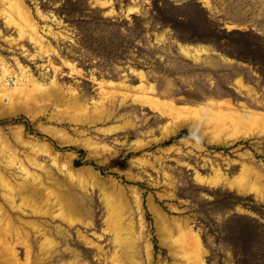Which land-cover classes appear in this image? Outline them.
I'll return each mask as SVG.
<instances>
[{"label": "rangeland", "instance_id": "obj_1", "mask_svg": "<svg viewBox=\"0 0 264 264\" xmlns=\"http://www.w3.org/2000/svg\"><path fill=\"white\" fill-rule=\"evenodd\" d=\"M21 1L20 16H7L6 5L0 3V58L14 74L20 71L18 64L24 65L37 80L38 92L53 89V79L58 92L30 103L38 107L35 118L27 113L0 117V134L19 158L31 152L30 146L19 143L22 134L37 148L57 152L61 165L89 167L107 182L98 187L90 176L80 180L60 172L47 157L39 158L50 170L45 175L36 170L44 184L76 205L77 224L71 227L61 219L32 217L23 208L24 224L37 221L44 231H52H46L54 242L47 264H114L121 245L113 238L122 222L132 224L136 259L143 264L146 243L151 247L149 264L185 261L178 226L200 235L208 264H264V200L198 178L212 176L218 167L220 175L239 176L245 164L260 175L250 168L248 177L263 191L264 133L226 145L209 143L185 126L165 137V130L182 120L200 127L215 125L221 111L230 108L229 100L240 107L235 113L245 114L249 108L258 112L257 128L264 130V0ZM26 14L41 35V45L15 27ZM181 44L208 52L198 59L188 57ZM14 80L9 79L10 85ZM240 80L249 91L240 88ZM104 82L109 86L103 87ZM150 83L159 97L193 102L199 108L182 111L176 121L162 115L171 103L150 110L145 87ZM23 90L8 95L0 90L7 111L20 101L31 102ZM101 113L105 115L97 118ZM48 132L79 143L62 144ZM75 160L81 165L75 167ZM110 182L124 194L111 189ZM134 191L140 197L143 227ZM44 240L43 233H31L34 253L40 252ZM18 245L20 263L25 264L26 250ZM122 256L129 259L127 253ZM4 260L0 254V264H6Z\"/></svg>", "mask_w": 264, "mask_h": 264}, {"label": "bare ground", "instance_id": "obj_2", "mask_svg": "<svg viewBox=\"0 0 264 264\" xmlns=\"http://www.w3.org/2000/svg\"><path fill=\"white\" fill-rule=\"evenodd\" d=\"M0 3L6 5L4 6V12L7 16H10L12 12H17V16H20L22 11L24 10L23 2L21 0H16L11 2H6L5 0H1ZM9 8L11 11L9 10ZM15 27L18 28L20 35L22 36L27 35L28 38H30V40H32L34 43H37L38 45L42 44L41 35L38 33L37 27L32 23L31 18L27 16V14L20 18L19 22ZM180 50L185 56L193 57L195 59H198L200 55L206 54L208 52V49L203 47L194 46V45L193 46L182 45V44L180 45ZM1 58H0L1 92L8 95L17 91V89L22 87L26 95L27 94L29 95V99H31V102H28L29 100L23 102L20 101L17 104H15L12 109L7 111L6 106L3 105V103H1L0 101V117L9 114L12 116H16L19 113H27L29 117L35 118L37 112L36 109L38 107L36 105H31L30 103L33 102L35 103L37 99H39L40 101V99L47 97L49 95L53 96L54 93L58 92L57 83L53 79L52 80V83L54 84L53 89L45 90V91L43 90L38 92L36 88L39 85L37 80L31 75V73L28 72V69L23 67L24 65L22 66L18 64L20 71H18L19 72L18 74H14L13 72L14 70H11L9 68L10 66H7L6 62H4ZM139 76H141V79H146L145 75H142V73H139ZM11 77L15 78V80L13 81V85H10V83L8 82ZM117 84L123 85L122 81H118ZM239 84L241 89L249 91L248 86L244 84L242 80L238 82V85ZM142 85L144 84H140L139 86L141 87ZM102 86L106 87L109 86V84L104 82L102 83ZM145 87L148 88L151 98L149 100L148 108L152 111H156L157 109L160 108V106L162 107L165 104L171 103V106L169 107L167 112H165L162 115L169 116L170 118H172L173 121L179 119L180 116L182 117L183 115L182 111L192 112L197 110L195 107L199 106L197 104H192L193 102L179 104L175 102L173 99H167L164 97L161 98L158 96V92L155 86H153L151 83L149 86H145ZM61 91L63 90L61 89ZM226 102L227 101H225L224 103ZM38 103L39 102L37 101V104ZM228 104L227 106L228 107L230 106V108L226 106L228 109L225 108L224 111H221L223 112L221 114V118H219V120L215 123V125L211 127L210 126L200 127V125H197L192 120H182L178 124L174 125L171 129H166L165 137L174 134V132L177 131V129H179L181 126L187 127V129L191 131V133L192 132L200 133L209 143H214V144H223V143L225 144L230 142L232 143L238 140L249 138L252 135L264 133V130L257 128V126L260 124L259 123L260 116L258 115V112H256L252 108L251 109L249 108L243 110V112L245 111V114L243 113L240 114L239 110L237 114L235 113L236 111H234V109H239L240 107L239 108L236 107L234 103L230 100L228 101ZM217 107L219 108V106ZM245 107L247 108V106ZM263 114L264 113H261V116ZM104 115L105 113L104 114L101 113V115H98L97 118L101 119ZM263 116L261 117L262 119ZM0 133H2L1 130ZM48 133L55 136L62 144L72 145L75 143L76 144L79 143V141L73 140L69 136L63 135L59 132H57L56 134L50 132ZM0 135H1L0 136V254L5 259L4 261L6 264H21L19 258V252L16 249V245L19 244L24 246L26 250L25 264H47L48 262L47 259L49 257L51 259V254H50L51 252L48 250V248L54 243L50 235L47 234V232L50 233L52 231L51 230L44 231L43 227H41V225L37 221L26 222L24 224L22 222L24 220V218H22L24 217L23 208L29 209L31 211L32 217L35 218L49 217L50 219H52V221H54L56 218L61 219V221L67 224L66 226L71 227L77 224V222H75L76 205L72 198L69 199L64 194L62 195L61 193H57L54 190L49 189L48 186L44 184L45 182H43L44 180L42 178L43 175L36 170L42 171L44 175L50 173L49 172L50 170L49 168L46 167L45 163L39 161V158H42L41 156L47 157L51 161L52 166L58 168L60 172L66 173L70 176L77 175L76 177L80 180H82L84 176L85 177L90 176L91 178L95 179L96 185L98 187H99L98 183H100L102 186H107V182L102 181L101 179H105V178H101V176L99 177L98 172H96L95 170L89 167L82 169H75L72 166L69 167L67 165L65 166L61 165L62 159L57 152L46 147L37 148L38 146L37 144L27 142L26 138L22 134H20L21 141L19 143H23L24 145L30 146L31 152L30 155L23 156V158H19L21 154L16 152V150L10 145L8 140L5 139L3 134ZM211 164L213 165V163ZM218 168H214V174L212 176L210 175L211 177L209 176L208 178H205L206 176L199 177L201 174L199 175L197 172V174L199 175L198 176L199 181L209 186L223 184L229 187L230 189L236 190L237 192H242V193L252 192L256 197L260 198V200L261 199L264 200V196H263L264 190L262 191L261 189L260 190L256 189L258 185H256V182L255 183L252 182V180H250V178L248 177L251 167L243 164L240 175L235 177L220 175L219 174L220 169ZM253 170L254 169L251 168V171ZM253 174H255V176L257 175L258 177H260L259 174L255 173V170L253 171ZM114 183L115 182L109 183L111 189L123 195L124 194L123 190L120 189L119 191H117ZM254 184L256 185V187H254ZM134 194L138 195L136 191H134ZM134 198L136 203V210L139 214V223L140 226H142L143 217H142V210L140 204V197L138 195L135 196ZM105 204H106V210L109 209L108 204L107 203ZM128 205H126V207H128L129 209ZM109 212L111 211H108L107 213ZM127 212H129V210ZM111 219H113V215L111 216ZM16 222L18 225L16 224ZM109 224L112 225L113 223L109 221ZM32 232L34 234L39 233L40 235L41 233H43V236L45 238L44 245H42V247L39 250L40 252L38 253H34L32 250V246H31ZM177 233L179 235V242H180L179 250L184 254V258H185V261L181 264H208L205 260V247L200 238V235L197 232L193 233V231L189 227L185 228L182 226H178ZM113 239L116 240L117 243H119V245H121V249L118 247L121 250V252L116 250V252L114 253V259H113L114 264H119V262L120 264L123 263L127 264V262L128 264H143V262L138 261L136 259V254L138 249L136 245V240H135L136 237L134 236L132 224L125 225L122 222L117 228L116 234ZM143 249L145 250L146 263L149 264V262H151L150 261L151 247L148 243H146ZM123 253L128 254L129 256L128 260L126 258H123L122 256ZM76 261H72V260H69L67 262L63 261L59 264H87L86 262H76Z\"/></svg>", "mask_w": 264, "mask_h": 264}, {"label": "trees", "instance_id": "obj_3", "mask_svg": "<svg viewBox=\"0 0 264 264\" xmlns=\"http://www.w3.org/2000/svg\"><path fill=\"white\" fill-rule=\"evenodd\" d=\"M234 32H237V33H240V34H246V32H240V31H234ZM73 165L75 166V167H78V166H80L81 164L77 161V160H75L74 162H73Z\"/></svg>", "mask_w": 264, "mask_h": 264}]
</instances>
